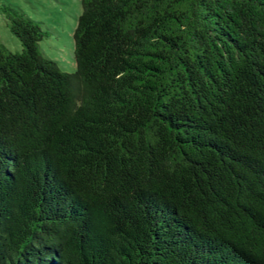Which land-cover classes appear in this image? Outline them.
Instances as JSON below:
<instances>
[{
    "label": "trees",
    "instance_id": "obj_1",
    "mask_svg": "<svg viewBox=\"0 0 264 264\" xmlns=\"http://www.w3.org/2000/svg\"><path fill=\"white\" fill-rule=\"evenodd\" d=\"M81 2L0 6V264H264V0Z\"/></svg>",
    "mask_w": 264,
    "mask_h": 264
},
{
    "label": "rangeland",
    "instance_id": "obj_2",
    "mask_svg": "<svg viewBox=\"0 0 264 264\" xmlns=\"http://www.w3.org/2000/svg\"><path fill=\"white\" fill-rule=\"evenodd\" d=\"M3 3H12L42 21V27L48 30V35L40 41L43 51L57 60L63 70L74 72L77 69L74 32L78 15L83 11L81 0H0V6ZM0 40L13 51L23 48L20 38L11 31L1 12Z\"/></svg>",
    "mask_w": 264,
    "mask_h": 264
}]
</instances>
